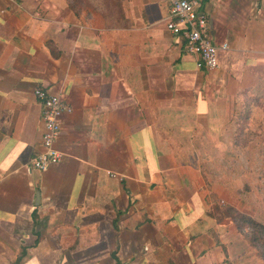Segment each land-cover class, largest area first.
Listing matches in <instances>:
<instances>
[{"label":"crops","instance_id":"obj_1","mask_svg":"<svg viewBox=\"0 0 264 264\" xmlns=\"http://www.w3.org/2000/svg\"><path fill=\"white\" fill-rule=\"evenodd\" d=\"M200 1L215 70L165 0H0V264H262L222 211L264 226V0ZM36 87L72 108L42 172Z\"/></svg>","mask_w":264,"mask_h":264},{"label":"built area","instance_id":"obj_2","mask_svg":"<svg viewBox=\"0 0 264 264\" xmlns=\"http://www.w3.org/2000/svg\"><path fill=\"white\" fill-rule=\"evenodd\" d=\"M168 4L166 28L183 36V52L197 56L196 65L200 69L218 68L217 50H227V43L217 44L208 31V20L200 11V0H165ZM34 96L42 108L43 131L38 151L31 159L30 167L39 172L60 160L61 154L54 143L61 129V117L70 113L71 106L58 94L43 87L34 89Z\"/></svg>","mask_w":264,"mask_h":264},{"label":"trees","instance_id":"obj_3","mask_svg":"<svg viewBox=\"0 0 264 264\" xmlns=\"http://www.w3.org/2000/svg\"><path fill=\"white\" fill-rule=\"evenodd\" d=\"M70 8L74 11L73 6L71 5L70 0H67ZM222 215H226V216H230L234 219H238L236 225L238 226V223H240V226H238V228H241L242 226H248L249 230L245 233V236L249 242V244H253L255 242H259L260 241V234L264 235V226L255 222L253 219H251L250 217H247L243 214H240L239 212L233 210V209H226L225 211H222ZM258 231V232H257ZM257 252L259 253V255L261 256L262 263L264 264V243L261 242V244L259 245V243H257ZM19 262V261H17ZM18 264V263H16Z\"/></svg>","mask_w":264,"mask_h":264},{"label":"rangeland","instance_id":"obj_4","mask_svg":"<svg viewBox=\"0 0 264 264\" xmlns=\"http://www.w3.org/2000/svg\"><path fill=\"white\" fill-rule=\"evenodd\" d=\"M70 2L71 5L73 6L74 12L79 15L94 10H110V11L112 10V6L109 4L110 3L109 0H70ZM237 220L238 219L233 218V221L235 223H237ZM238 226H240V223H238ZM259 234H260V241L259 242L257 241L250 245L256 257L261 260L262 258L257 252V245H258L257 243H259V245L261 244V242L264 243V235L261 233Z\"/></svg>","mask_w":264,"mask_h":264},{"label":"water","instance_id":"obj_5","mask_svg":"<svg viewBox=\"0 0 264 264\" xmlns=\"http://www.w3.org/2000/svg\"><path fill=\"white\" fill-rule=\"evenodd\" d=\"M39 195H38V192H36V198L38 199Z\"/></svg>","mask_w":264,"mask_h":264}]
</instances>
